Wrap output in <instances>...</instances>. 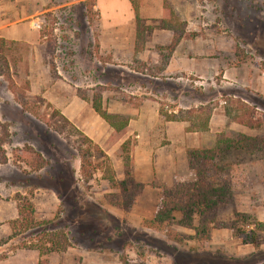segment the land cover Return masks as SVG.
I'll list each match as a JSON object with an SVG mask.
<instances>
[{"label":"rangeland","instance_id":"rangeland-1","mask_svg":"<svg viewBox=\"0 0 264 264\" xmlns=\"http://www.w3.org/2000/svg\"><path fill=\"white\" fill-rule=\"evenodd\" d=\"M145 1L149 11L159 8L165 18L142 20L136 51L143 48L154 27L165 25L181 32L183 23L190 29L191 57L205 58L201 62L206 63L205 77L192 73L166 80L180 74H160L161 65L152 69L136 55L129 62L122 52L114 57L108 48L103 51L101 31L113 26L115 12H129L130 7L125 9L123 5L126 0H0V27L24 20L25 30L30 28L39 34L35 43L8 40L6 55L12 81L0 77V158H6L4 162L0 159V226L17 219L19 199L28 198L34 205L30 227L22 229V223L17 222L15 236H0V257L24 248L39 253V264H264L261 248L252 254L244 249V254L237 255L232 242L211 244L209 238L205 246L197 245L191 237L193 229L187 230L190 234L178 231V212L170 221L149 226L148 220L169 208L170 203L163 208L161 200L165 188L172 185L155 189L154 181H136L131 138L124 152L122 144L117 143L119 137L110 135L101 145L88 142L44 97L47 90L56 96L51 84L58 81L65 88H73L76 96L89 104L98 98L102 108L116 113L136 101L135 93H129L130 88L126 92L124 87L132 89L145 83L128 69L147 68L162 78L150 83L163 93L162 112L173 105L170 100L176 92L183 95L180 101L190 106L180 107L181 115L195 124L214 108H228L230 116L238 109L249 108L244 120L252 119L259 127L264 122V95L255 82L257 76L264 78V0H185V4L182 0ZM212 43L219 49L214 50ZM168 46L155 44L148 54L153 57L159 53V59L165 60L171 53ZM17 97L29 111H23ZM224 133L233 137L240 134ZM81 154L87 160L83 169ZM243 163L246 161L235 162L222 172L231 178L233 204L221 203L206 217L214 218L216 226L232 219L235 194L241 205L249 194L254 203L260 201L259 179L249 185L247 178L235 171ZM248 173L252 177L253 172ZM181 182L187 181L176 183ZM167 193L165 198L171 201L172 194ZM198 220L195 215L194 224ZM253 227L246 225L245 229ZM257 230L260 246L264 244V223ZM59 232L66 238L62 247L55 244Z\"/></svg>","mask_w":264,"mask_h":264},{"label":"crops","instance_id":"crops-1","mask_svg":"<svg viewBox=\"0 0 264 264\" xmlns=\"http://www.w3.org/2000/svg\"><path fill=\"white\" fill-rule=\"evenodd\" d=\"M124 2L125 9H129V12H115L113 14L114 21L112 27L105 28L101 31L100 45L103 51L108 50L112 55L118 56V52H122L129 57V62L136 55V59L139 61H146L147 65H150L154 69L157 65L162 66L160 74L172 73L180 75L177 77H166L169 79H181L184 74L198 75L199 77H205L204 69L206 63H201L205 58L195 59L192 58L190 53L192 49L191 39L189 37L190 29L185 26L183 36L179 39L174 50L171 51L170 56L165 59H159L160 54L157 56H149L151 52L150 47L157 45L170 44L173 31L166 28H156L148 36L149 38L145 42L143 48L136 51L137 43V30L135 23V15L129 0ZM185 4V0H182ZM146 1L141 2L139 8V15L142 19H160L162 17V11L148 10ZM185 14V12H184ZM24 19V18H23ZM126 19V20H125ZM27 21L15 22L11 26L0 27V36L9 39H21L29 43H35V38L39 36L34 30L28 28L25 30ZM37 25V24H36ZM17 28H12V27ZM187 42V44H186ZM118 49H117V48ZM122 47V49L120 48ZM181 48V49H180ZM214 50L219 49L216 43H212ZM141 50V51H140ZM135 52H137L135 54ZM130 72L135 73L138 77L145 80V83H138L136 87L132 88L125 86L124 90L129 93H135L133 99L135 104L125 106L124 110L120 109L116 113L126 114L129 116V121L125 129V133L118 139V145H121L125 140L131 138L132 151L131 157L133 159L132 173L136 181L146 182L154 181L157 183L155 189L159 187H170L178 181H192L195 178L194 172L189 168L187 151L195 148H213L215 147L218 136L222 132L237 131L246 135L255 136L260 133H264L263 123L259 127H247L241 123H237L229 118L226 112L221 108H214L209 113V119L206 130L190 129V121L187 119L181 120H165L160 114V100H162L163 93L155 90L151 87L150 83H156L161 81L162 78L158 74H152L153 71H148L147 68L143 70L128 69ZM62 82V81H61ZM55 82L51 84L55 87L54 96L51 90H47L44 93V97L54 103L58 111L65 116L69 121L77 127L84 135L89 137L92 141L101 145L112 134L113 129L94 111L91 104L82 98L76 96L73 88H65ZM255 86L256 89L264 95V78L257 76ZM50 85V86H51ZM174 96L171 98L173 105L166 106L167 113H177L179 108H190L188 105H184L180 98L183 95L173 92ZM244 100V99H243ZM70 102V105L65 103ZM122 110V111H121ZM254 117V116H253ZM116 147V146H115ZM115 147H111L114 149ZM119 147V146H118ZM117 147V148H118ZM107 153V152H106ZM243 178H247L249 185L252 184L253 179H259L258 184L261 188L256 192L259 197V203H254L252 195L247 194L246 203L243 205L237 202V194H235V209L238 212H244L248 215L255 217L259 223H264V159L259 158L257 160L248 161L237 166L236 170ZM253 172L252 177L250 173ZM249 179V180H248ZM246 180V179H245ZM246 181V182H247ZM159 186V187H158ZM246 195V193L244 194ZM240 206V207H239ZM18 216V212H17ZM178 231L189 233L187 230L178 225ZM258 233V230H256ZM0 236H9L11 234V227L6 222L0 226ZM192 235V234H191ZM12 239V238H11ZM10 239V240H11ZM211 244H226L234 243L236 245L233 249L237 250V255L244 254V249H247V253L252 254L261 249L264 250L263 243L260 244L259 249L256 250L250 243H242L239 238H234L231 231L228 228H212L210 232ZM2 246H0L1 249ZM2 250H0L1 253ZM244 251V252H243ZM39 253L35 250L19 248L16 251H10L9 254L5 253L0 257V264H39Z\"/></svg>","mask_w":264,"mask_h":264},{"label":"trees","instance_id":"trees-1","mask_svg":"<svg viewBox=\"0 0 264 264\" xmlns=\"http://www.w3.org/2000/svg\"><path fill=\"white\" fill-rule=\"evenodd\" d=\"M131 7L135 15V23L137 30L140 29L142 18L139 15V8L142 0H129ZM165 14L159 21H164ZM181 32L177 31L174 27L159 26V28H166L173 31V37L168 48L170 51L174 50L179 39L183 36L184 24H181ZM158 26L154 27L157 28ZM184 27V28H183ZM153 27H147L148 30H152ZM8 40L0 36V77H6L9 81H12L10 66L7 59ZM56 74L54 66H51V74ZM17 102L21 105L23 111H29L26 103L16 98ZM92 108L112 129L111 136L120 137L125 133L129 117L120 113H110L101 106V101L98 98L92 100ZM244 108V106L242 107ZM249 108L238 109L237 114L230 116L229 109L225 108V112L232 120L235 119L247 127H255L258 124L252 119L244 120L246 114H249ZM243 111L242 116L238 113ZM56 113L62 116L63 121L71 123L65 116L59 111ZM182 111L178 110L177 113H167L160 110V114L165 120H181L187 119L190 121V129L206 130L209 119L207 114L202 122L195 124L190 120V117L181 115ZM243 118V119H242ZM7 125V124H6ZM77 132L84 137L88 142L92 140L84 135L80 130ZM127 140L122 143L123 152L126 151ZM97 150L102 151L97 145ZM264 154V135H246L243 133L233 137L229 133L219 134L217 143L213 148H195L187 151V159L189 168L195 172V179L192 181L175 183L171 188H165L163 191V208L166 203H170L169 208H165L163 211L157 212L152 220H148L147 224L150 226H156L159 223H164L173 219V213L178 212L179 221L178 224L193 229L194 234L192 239L199 246H205L206 241L210 238L211 229L214 227L228 228L232 236H235L241 240L242 243H250L255 249L259 248L257 227L262 223L250 219V216L244 212H233V217L230 221L215 225L214 218L206 219L210 214L218 208L221 203L233 204V189L230 187V180L227 174L222 173L226 168L230 169L231 165L235 162L240 163L242 161H253L261 158ZM1 161H5V156H2ZM81 168L85 167L87 162L85 155L80 156ZM229 174V173H228ZM129 172H125V176H128ZM166 190L172 194V200L167 201L165 198ZM167 193V195L169 194ZM182 195L181 199L178 196ZM162 199V198H161ZM18 216L16 220L9 223L11 227V235H16L17 222L22 223V229L30 227L34 223V205L28 198L17 201ZM198 215L199 220L197 224H194V217ZM212 223V224H210ZM253 224L254 227L250 230L245 229L246 225ZM59 239L55 244H59L62 247V240L66 238L62 233L55 234ZM40 252H42L40 250ZM123 264H128L124 262Z\"/></svg>","mask_w":264,"mask_h":264}]
</instances>
